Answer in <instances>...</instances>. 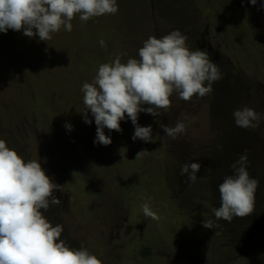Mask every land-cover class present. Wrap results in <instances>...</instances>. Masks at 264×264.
I'll return each mask as SVG.
<instances>
[{
    "label": "rangeland",
    "instance_id": "rangeland-1",
    "mask_svg": "<svg viewBox=\"0 0 264 264\" xmlns=\"http://www.w3.org/2000/svg\"><path fill=\"white\" fill-rule=\"evenodd\" d=\"M117 4L114 15L87 22L77 15L70 32L62 27L46 41L23 30L0 32V139L26 162H40L61 200L44 215L63 227L69 247L86 249L102 264H264L259 211L244 217L248 236L237 240L243 250L221 246L228 253L218 252L214 245L229 222H215L214 232L202 226L216 220L218 185L233 174L239 155L247 156L249 176L264 183V0ZM172 30L187 36L190 50L207 51L223 78L202 98L184 101L173 93L171 107L158 109V117L139 113L138 124L152 127L151 142L132 140L134 126L125 115L121 131L104 128L111 144H94V118L88 111L92 123L86 124L82 114V84L92 82L100 64L123 53L122 63L138 59L143 41ZM245 106L261 116L254 128L235 124L234 110ZM177 121L186 129L176 139L159 127ZM141 150L147 152L135 159ZM186 162L201 165L194 183L180 175ZM144 203L158 220L145 217Z\"/></svg>",
    "mask_w": 264,
    "mask_h": 264
},
{
    "label": "clouds",
    "instance_id": "clouds-1",
    "mask_svg": "<svg viewBox=\"0 0 264 264\" xmlns=\"http://www.w3.org/2000/svg\"><path fill=\"white\" fill-rule=\"evenodd\" d=\"M249 3L255 5L257 0ZM117 12V0H0V32L23 30L30 38L38 36L46 41L62 27L70 32L71 21L77 15L80 21L87 22ZM186 41L187 36L180 30H172L160 38L149 36L138 49V59L128 58L122 63L121 55L126 53L117 54L110 62L98 66L92 82H84L81 87L84 122L92 123L87 118L90 111L96 125L94 144H111L104 128L121 131L120 121L125 115L134 126L132 140L151 142L152 127L138 124L139 113L158 117V109L171 107L173 93L189 101L194 95L202 98L213 91V84L223 78L218 65L207 51L190 50ZM99 44L106 48L103 39ZM233 117L242 128H254L257 124L253 121L258 123L261 119L260 114L247 106L234 110ZM65 127L71 130V125ZM159 127L173 139L186 129L181 121L175 126L161 123ZM145 152L139 151L135 159ZM246 163L247 156L239 155L230 166L233 174L218 185L220 206L212 209L217 221L231 222L234 217L253 212L259 181L249 176ZM200 168L199 163L186 162L180 175L188 183H194ZM56 189L58 185L46 175L39 161L26 162L0 139V264H102L86 249L69 247L61 239L63 227L53 226L44 215L50 205L61 203L53 194ZM141 207L145 217L159 219L148 203ZM202 226L212 229L214 221H202Z\"/></svg>",
    "mask_w": 264,
    "mask_h": 264
},
{
    "label": "trees",
    "instance_id": "trees-1",
    "mask_svg": "<svg viewBox=\"0 0 264 264\" xmlns=\"http://www.w3.org/2000/svg\"><path fill=\"white\" fill-rule=\"evenodd\" d=\"M262 178H263V176H262ZM264 182V181H263ZM261 184H262V186L264 185V183H262V182H260ZM262 186H259L257 189L258 190H260V193H264V190H263V188L264 187H262ZM263 204H264V196H261L259 193H258V191L256 190V193H255V204H254V210H253V212L249 215V217H252V215L253 214H255V212L256 211H259L260 212V214H262V215H264V212H261L260 211V208L263 206ZM264 207V206H263ZM255 219V218H254ZM223 220V219H222ZM246 219L244 218V217H234L233 219H232V221L231 222H229V225H230V227L229 226H227L226 224H225V226H227V227H225L226 229H229V231L228 232H226V233H224V232H221V231H219V233H221V234H223V235H219L218 237H217V232H216V237H217V239H213L214 240V245L215 246H218V249L220 250V251H218V252H226V249H223V248H221V246H225V247H229V252H230V250H243V249H239L238 247H237V245H240L241 243H238L237 242V240H238V236H239V238L242 240V242L244 243V241H245V238H246V236H248V233L246 232V229H245V223H246V221H245ZM218 223V224H220V221H217V220H215L214 221V224H216V223ZM224 222H225V220H224ZM228 222V221H227ZM247 225L249 226V224L247 223ZM218 228L219 227H216L215 225H214V227H213V232L214 231H218ZM232 229H235L236 230V232H235V240L234 241H232L233 239H234V233H233V230ZM244 246V245H243ZM234 248H236V249H234ZM226 253H228V252H226Z\"/></svg>",
    "mask_w": 264,
    "mask_h": 264
}]
</instances>
